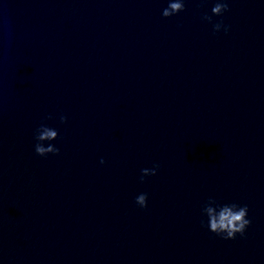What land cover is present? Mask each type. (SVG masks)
Wrapping results in <instances>:
<instances>
[{
	"label": "water",
	"instance_id": "1",
	"mask_svg": "<svg viewBox=\"0 0 264 264\" xmlns=\"http://www.w3.org/2000/svg\"><path fill=\"white\" fill-rule=\"evenodd\" d=\"M228 2L213 34L212 0H0V264H264V0ZM209 196L245 237L201 226Z\"/></svg>",
	"mask_w": 264,
	"mask_h": 264
},
{
	"label": "clouds",
	"instance_id": "2",
	"mask_svg": "<svg viewBox=\"0 0 264 264\" xmlns=\"http://www.w3.org/2000/svg\"><path fill=\"white\" fill-rule=\"evenodd\" d=\"M207 2V0H206ZM187 0H166L167 6L162 9V16L170 18L177 16L186 10ZM211 15L205 13L201 19L207 21L213 26V34L228 33L231 26L225 24L221 19L214 22L213 17H223L229 9L228 0H212ZM56 117L49 114L42 120L33 132L34 151L40 157L49 155H60V148L57 147L56 141L60 139L59 128L50 126L46 121L53 120ZM67 116L61 114L59 122L67 123ZM101 164L105 161L101 159ZM160 165L154 164L151 168L141 169L139 177L141 182L146 177L155 176L159 171ZM135 203L138 207L146 209L148 207V194L141 193L135 197ZM201 226L209 232L220 237L223 240H235L237 237H245L252 220L249 218V207L247 204H241L235 201H223L216 197L209 196L200 208Z\"/></svg>",
	"mask_w": 264,
	"mask_h": 264
}]
</instances>
